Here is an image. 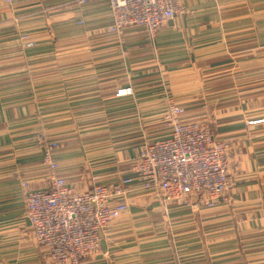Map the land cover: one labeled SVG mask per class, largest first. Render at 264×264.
I'll return each mask as SVG.
<instances>
[{"label":"crops","instance_id":"1","mask_svg":"<svg viewBox=\"0 0 264 264\" xmlns=\"http://www.w3.org/2000/svg\"><path fill=\"white\" fill-rule=\"evenodd\" d=\"M184 2L185 12L152 38L137 26L107 32L109 0H0V264H47L25 216L28 193L49 185L44 138L60 141V174L79 190L113 183L144 141L167 133L168 98L184 119L206 121L233 145L228 192L216 208L197 211L211 247L229 252L211 259L241 254L229 249L238 242L233 235L215 239L236 224L243 247L254 249L247 255L264 264V125L247 126L264 117V0ZM22 32L36 40L33 47H22ZM128 85L135 94L117 97ZM129 200L127 214L160 217L157 204ZM221 213L232 227L222 226ZM127 242L116 238L118 247L107 249L104 239L102 252L81 264L139 263L145 249L131 251Z\"/></svg>","mask_w":264,"mask_h":264},{"label":"built area","instance_id":"2","mask_svg":"<svg viewBox=\"0 0 264 264\" xmlns=\"http://www.w3.org/2000/svg\"><path fill=\"white\" fill-rule=\"evenodd\" d=\"M109 1L113 21L106 30L115 35L137 26L154 38L186 9L184 0ZM20 40L23 48L36 44L29 32L20 33ZM134 94L133 85L116 91L117 97ZM167 104V133L144 141L127 167L114 173L113 183L94 181L79 190L60 174L54 153L60 141L44 138L42 164L49 185L28 193L25 216L47 264H81L95 257L115 223L129 213L130 198H146L167 214L181 208L213 209L222 202L230 184L232 143L204 122L184 119L174 100L168 98ZM256 125H264V117L247 121V126ZM28 184V179L22 181Z\"/></svg>","mask_w":264,"mask_h":264},{"label":"rangeland","instance_id":"3","mask_svg":"<svg viewBox=\"0 0 264 264\" xmlns=\"http://www.w3.org/2000/svg\"><path fill=\"white\" fill-rule=\"evenodd\" d=\"M204 123L207 124L206 121ZM162 125L165 126L163 119ZM184 209L191 210L190 208ZM184 209L181 208L178 210L180 211ZM178 210L176 209V211ZM173 211L174 210H171L167 214L161 210V213L157 215L160 217L156 216L158 219H155L153 215H148L145 212H134L132 214L124 215L116 222L117 224L115 223L112 232L104 238L107 244V249H114L118 247V245H114L116 238H122L123 240L125 239L128 241L127 244H125V247L127 246L128 249L135 248L134 250L138 251L145 249V251L142 252V256H138L137 258L140 260L139 263L136 262L133 264H255L257 263L255 261L259 260L260 257L247 255L254 249L250 247L247 248L245 246L243 247L242 242L245 240V237H242L243 234L240 233V230L236 224L232 229L223 230L220 232L223 235L216 237L215 239H220V242L224 243L226 242L225 239L233 235L234 238L238 240V242L234 247L229 249H236L232 252H240L241 254L235 256V259H218L217 261L211 259L210 254L219 252H222L223 254H229V252H226L228 249L217 250V248L213 249L211 247L213 244L211 241H213L214 238H210L211 230L209 228L203 229V225L198 222L201 219V216L199 215L200 212H195L193 210V212L191 211V216L189 217H182L179 215L176 217L175 215V218L172 219L170 215L173 213ZM231 213L232 211L230 210V214ZM221 214L223 215H221L219 219L226 220L221 223L222 226H224V228L232 227L233 221H229L230 216L224 213ZM163 222H165L164 225L162 224ZM187 231L188 233H186ZM189 232H194L195 235L192 237H187ZM228 232L232 233L228 234ZM198 239L203 240L202 242L204 244L202 254L205 255H203L201 258H198V254H201L198 252L199 247L196 244L200 243ZM111 242L112 245H108V243ZM101 252L102 248L101 251H99L96 255L100 254ZM166 258H168V260L162 261Z\"/></svg>","mask_w":264,"mask_h":264}]
</instances>
